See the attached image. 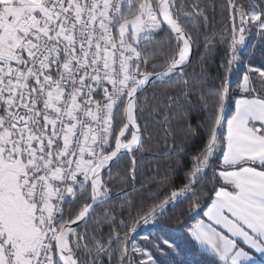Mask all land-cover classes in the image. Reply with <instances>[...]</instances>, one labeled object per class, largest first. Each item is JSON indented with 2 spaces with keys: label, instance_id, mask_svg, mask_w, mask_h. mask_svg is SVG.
<instances>
[{
  "label": "snow or ice",
  "instance_id": "obj_1",
  "mask_svg": "<svg viewBox=\"0 0 264 264\" xmlns=\"http://www.w3.org/2000/svg\"><path fill=\"white\" fill-rule=\"evenodd\" d=\"M205 7L203 0H0V264H103L102 254L112 264L113 252L118 264H134V254L135 264H189L178 259L187 255L186 244L208 256V264H264V67L243 55L248 35L264 39V0L249 8L228 0L231 39L215 91L184 75L194 43L184 23L201 17L207 22ZM159 30L175 34L177 49L162 71L146 72L138 46ZM214 47L208 41L205 51ZM238 74L242 82L233 89ZM153 77L184 85L166 97V105L153 107L164 109L165 124L169 110L190 103L191 93H198L201 107L212 100L216 110L209 113L207 139L192 157L186 183L131 220L120 219L123 236L114 230L115 209H105L111 234L107 240L93 234L89 246L87 234L72 225H86L94 206L112 199L111 166L125 157L131 167L120 179L134 186L137 154L146 151L137 93ZM121 111L124 123L116 131ZM210 171L228 187L198 198ZM86 189L91 202L65 221L66 204ZM117 195L125 200L120 210L131 206L128 192ZM203 198L209 199L206 220L183 226L177 217L183 231L164 223L170 205L191 200L188 212L197 213ZM140 228L149 230L144 246L129 235ZM153 232L165 235L150 240ZM149 244L167 259L156 258ZM81 250L89 255L86 262Z\"/></svg>",
  "mask_w": 264,
  "mask_h": 264
},
{
  "label": "trees",
  "instance_id": "obj_2",
  "mask_svg": "<svg viewBox=\"0 0 264 264\" xmlns=\"http://www.w3.org/2000/svg\"><path fill=\"white\" fill-rule=\"evenodd\" d=\"M255 1L238 0V3L243 4L245 8H249ZM203 2L206 5L207 22L201 17L184 23V29L191 35L196 45L195 58L185 67L184 75L197 87L203 86L205 90L211 88V90L215 91L219 88V76L222 75L218 74L217 68L226 57L231 39L230 12L228 0H203ZM258 2L260 3L261 1L259 0ZM208 41H212L215 47L205 51V44ZM176 49L177 41L175 36L168 31L159 30L149 40H142L138 50L147 61L144 65V71H162L166 61L170 59ZM243 55L253 66L264 67V39L256 35H248ZM202 67L205 75H201ZM243 71L245 69L242 67L240 74ZM240 74L233 77L231 83L233 89H236L237 84L242 82ZM205 80H207V83H205ZM183 87L184 85L180 80H175L171 83H160L157 81L146 87L145 91L137 97L136 118L143 133V143L146 151L137 154L138 172L134 186L131 182L124 185L120 179L131 167L130 158L125 157L111 167L112 177L108 184L112 192V199L104 205L97 206L92 219H89L86 225L84 224L77 229L78 232L87 234L89 246H91L90 237L93 234L98 237L102 236L104 240H107L111 234L110 225L105 223V209H115L117 222L114 230L123 236L126 229L120 226L118 222L120 219L126 222L131 220L132 217L154 201L162 199L170 191L186 183V176L192 163V157L203 148L207 139V126L211 120L209 113L214 114L216 109L211 99L207 107H201L198 93H191L190 103H182L169 110L170 123L165 124L163 122L164 109L161 108L158 112H154L153 107H159L161 103L166 105V97L168 95H177ZM141 108L143 111H140ZM233 112L234 106L227 107L225 110L226 117H230ZM185 113H187V116L184 115ZM123 123V112L121 111L115 118L114 130L118 131ZM189 124L191 128H189ZM221 160L222 157L215 160L213 164L214 170H221ZM253 166L259 167L258 165ZM103 178L106 181L108 180L107 171L103 174ZM217 186H224V184L222 180L214 176L213 172L210 171L208 176L200 182L197 197H201V193H207L208 197H211ZM121 189L128 192L132 200L131 206L125 205L123 210H120L119 205L125 203V200L117 195ZM89 192L90 189H86L83 193H78L74 201L67 203L65 221L74 219L81 210V206L91 202ZM191 202V200H185L184 203L175 207L170 205V210L165 217L164 223L173 228L179 227L181 231H183V228L177 224V217L182 220L183 226L187 222L195 223L197 219L204 215L203 213L208 206L209 199L203 198L200 200L201 209L197 213L188 212ZM97 220L102 225L99 231H97ZM148 232V229L140 228L136 233H130L129 235L138 245L144 246L146 242L143 240V236L148 234ZM163 235H165L163 232H153L149 239ZM116 247L113 244V248ZM148 249H151L155 256L159 257V253H156L150 244ZM195 252L202 259L209 261L210 258L208 256L197 250ZM79 255L82 261L86 262L89 259V255L83 250L80 251ZM138 258V255L134 254V264ZM185 258L189 264L193 263V259L188 254L187 256L182 255L178 259L185 260ZM100 259L103 264H108L106 255L102 254ZM160 259L167 258L160 257ZM112 264H118L117 252H113ZM200 264L208 263L203 262Z\"/></svg>",
  "mask_w": 264,
  "mask_h": 264
},
{
  "label": "rangeland",
  "instance_id": "obj_3",
  "mask_svg": "<svg viewBox=\"0 0 264 264\" xmlns=\"http://www.w3.org/2000/svg\"><path fill=\"white\" fill-rule=\"evenodd\" d=\"M259 0H256L255 3L257 2V4L259 3L258 2ZM261 1V0H260ZM157 32L154 33V35L156 34ZM152 35V36H154ZM247 39V38H246ZM114 125H115V119H114ZM188 225H191V222H187L185 226H188ZM186 248H187V254L190 256V258L193 259V263L192 264H200V263H208V261L204 260L201 258V256L199 254H197L195 252V249L194 247L191 245V244H186L185 245ZM149 251H152L151 249H149ZM153 252V251H152ZM153 255L155 256L154 252H153ZM159 257H156V258H160V255H158ZM187 256V255H186ZM186 260V258H185Z\"/></svg>",
  "mask_w": 264,
  "mask_h": 264
},
{
  "label": "water",
  "instance_id": "obj_4",
  "mask_svg": "<svg viewBox=\"0 0 264 264\" xmlns=\"http://www.w3.org/2000/svg\"><path fill=\"white\" fill-rule=\"evenodd\" d=\"M186 31V30H185ZM168 32H170V31H168ZM187 32V31H186ZM171 34H173L174 36H175V34L174 33H172V32H170ZM188 33V32H187ZM192 41H193V39H192ZM194 42V41H193ZM195 55H196V45H195V43H193V47H192V51H191V54H190V57H189V63H188V65L193 61V59L195 58ZM187 65V66H188ZM186 66V67H187ZM155 82H157V80L153 77L152 78V82L151 83H149L148 84V86L150 85V84H152V83H155ZM147 86V87H148ZM141 92H138L137 93V97L139 96V94H140ZM130 131H131V126H130ZM140 131H141V134H142V140H143V133H142V130H141V128H140ZM126 135H129V133H126ZM115 164V163H114ZM113 164V165H114ZM112 167V166H111ZM107 170H105L104 172H102V177H103V174L106 172ZM95 208L97 207V206H94ZM87 219V218H86ZM89 220V219H88ZM85 223H84V221H78L77 222V224H73L72 225V227H74V228H76V229H78L80 226H82V225H84Z\"/></svg>",
  "mask_w": 264,
  "mask_h": 264
},
{
  "label": "built area",
  "instance_id": "obj_5",
  "mask_svg": "<svg viewBox=\"0 0 264 264\" xmlns=\"http://www.w3.org/2000/svg\"><path fill=\"white\" fill-rule=\"evenodd\" d=\"M152 35H154V33L152 34ZM139 51V50H138ZM96 99H101L102 97L101 96H96L95 97ZM67 205V204H66ZM65 215H66V206H65V208H64V217H65Z\"/></svg>",
  "mask_w": 264,
  "mask_h": 264
},
{
  "label": "crops",
  "instance_id": "obj_6",
  "mask_svg": "<svg viewBox=\"0 0 264 264\" xmlns=\"http://www.w3.org/2000/svg\"><path fill=\"white\" fill-rule=\"evenodd\" d=\"M223 187H228L227 185H224ZM206 211V210H205ZM200 219H207L204 215Z\"/></svg>",
  "mask_w": 264,
  "mask_h": 264
}]
</instances>
